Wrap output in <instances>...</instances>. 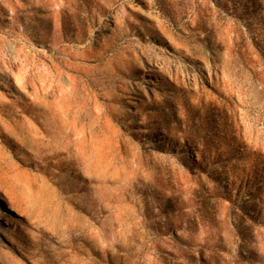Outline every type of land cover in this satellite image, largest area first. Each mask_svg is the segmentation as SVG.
Wrapping results in <instances>:
<instances>
[{"label": "rangeland", "instance_id": "obj_1", "mask_svg": "<svg viewBox=\"0 0 264 264\" xmlns=\"http://www.w3.org/2000/svg\"><path fill=\"white\" fill-rule=\"evenodd\" d=\"M0 103V264H264V0H0Z\"/></svg>", "mask_w": 264, "mask_h": 264}, {"label": "bare ground", "instance_id": "obj_2", "mask_svg": "<svg viewBox=\"0 0 264 264\" xmlns=\"http://www.w3.org/2000/svg\"><path fill=\"white\" fill-rule=\"evenodd\" d=\"M33 95H35V94H33ZM32 99V98H31ZM33 100V99H32ZM3 102H4V100H3ZM5 103V102H4ZM1 104V103H0ZM5 108H6V106H5ZM3 110V109H2ZM4 111V110H3ZM20 111V110H19ZM8 113V112H7ZM23 115V117H24V114H22ZM1 116V115H0ZM8 116V115H7ZM5 117V116H4ZM1 118V117H0ZM6 118V117H5ZM19 118V117H18ZM7 119V118H6ZM13 119V118H12ZM22 119V118H21ZM18 120V119H17ZM27 120H29L30 121V119H27ZM19 121V120H18ZM6 122V121H5ZM8 122V121H7ZM12 122V121H11ZM16 123H18V122H16ZM20 123V122H19ZM6 124H8V123H6ZM13 124H14V120H13ZM3 125V124H2ZM1 125V126H2ZM9 125V124H8ZM8 125H7V127H8ZM15 125H17V124H15ZM19 125V124H18ZM3 126H5V125H3ZM6 127V126H5ZM20 127H21V125H20ZM31 127V126H30ZM16 128H19V127H16ZM12 129V128H11ZM14 129V128H13ZM6 130H7V128H6ZM10 131H12V130H10ZM30 131H31V129H30ZM8 133H9V131H8ZM12 134H13V132H12ZM19 136V135H18ZM19 138V137H18ZM17 140V139H16ZM18 141V140H17ZM23 141V140H22ZM25 143V142H24ZM17 146H19L18 144H16ZM1 151V150H0ZM1 156H2V153H1ZM0 156V157H1ZM24 190H25V188H24ZM1 191V190H0ZM22 191V190H21ZM2 193V192H1ZM22 193V192H21ZM24 194V193H23ZM23 194H22V196H23ZM32 197V196H31ZM30 198V197H29ZM33 198V197H32ZM31 198V199H32ZM28 201V200H27ZM31 201H33V200H31ZM3 207V204H2V202H1V197H0V208H2ZM7 209H9V210H11V211H14L13 210V208L11 207V206H9V205H6L5 206ZM19 212V211H18ZM8 219V218H7ZM2 222V221H1Z\"/></svg>", "mask_w": 264, "mask_h": 264}]
</instances>
